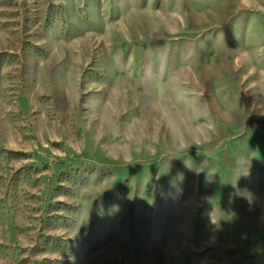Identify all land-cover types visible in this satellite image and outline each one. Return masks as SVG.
I'll use <instances>...</instances> for the list:
<instances>
[{
    "label": "rangeland",
    "instance_id": "1",
    "mask_svg": "<svg viewBox=\"0 0 264 264\" xmlns=\"http://www.w3.org/2000/svg\"><path fill=\"white\" fill-rule=\"evenodd\" d=\"M0 264H264V0H0Z\"/></svg>",
    "mask_w": 264,
    "mask_h": 264
},
{
    "label": "clouds",
    "instance_id": "2",
    "mask_svg": "<svg viewBox=\"0 0 264 264\" xmlns=\"http://www.w3.org/2000/svg\"><path fill=\"white\" fill-rule=\"evenodd\" d=\"M250 169H251V164H250L249 159L246 156H244L243 154L238 155V157L236 159L235 167H234L232 174H231L232 179L230 180L229 183H231L233 185V187H237V189L239 190L238 196L240 198L246 199L251 204L252 203V194L250 192H248L247 189H239L238 188V182L240 181V179L241 178H247L250 176V174H251ZM170 184L173 187L175 186L174 181H170ZM121 210H122L121 205L113 204L109 207V209L105 213V211L103 209V204L101 203V205L99 206L98 214H100L101 216L107 214L110 217H114ZM231 215H232L233 219L236 218L235 212H233ZM222 221H224L223 216L216 218L212 214V211L211 210L209 211L208 228H209V231L213 233V236L210 238V239H212L213 242H215V235L214 234L216 232L220 231L222 228Z\"/></svg>",
    "mask_w": 264,
    "mask_h": 264
},
{
    "label": "crops",
    "instance_id": "3",
    "mask_svg": "<svg viewBox=\"0 0 264 264\" xmlns=\"http://www.w3.org/2000/svg\"><path fill=\"white\" fill-rule=\"evenodd\" d=\"M214 203H215V205H217V207H220V202H214ZM217 233L218 232H216V234ZM216 240H217V243L214 245L215 246V249L212 250L211 252H220V236L219 235H217ZM205 252H208V251L205 250Z\"/></svg>",
    "mask_w": 264,
    "mask_h": 264
}]
</instances>
